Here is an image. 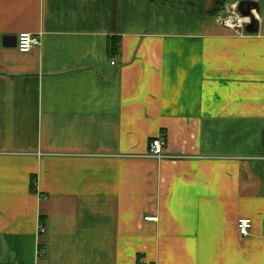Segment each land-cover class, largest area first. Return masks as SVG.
Wrapping results in <instances>:
<instances>
[{
	"label": "crops",
	"instance_id": "crops-1",
	"mask_svg": "<svg viewBox=\"0 0 264 264\" xmlns=\"http://www.w3.org/2000/svg\"><path fill=\"white\" fill-rule=\"evenodd\" d=\"M214 2L0 0V264H264V0Z\"/></svg>",
	"mask_w": 264,
	"mask_h": 264
},
{
	"label": "built area",
	"instance_id": "built-area-1",
	"mask_svg": "<svg viewBox=\"0 0 264 264\" xmlns=\"http://www.w3.org/2000/svg\"><path fill=\"white\" fill-rule=\"evenodd\" d=\"M222 24L232 29L235 34L243 35L245 32V27L251 23V18L242 17L235 12L230 13L227 17L221 20ZM41 44V40L38 36L32 34H21L18 39V50L21 53H29L35 49H37ZM115 64L114 62L112 63ZM167 147L166 139L161 136L159 138L154 139L149 146V154L152 158L162 159L165 156V151ZM253 223L249 219L240 220L238 222V230L239 233L243 237H247L250 235V231L252 229ZM40 234L45 233V226L40 223L39 224Z\"/></svg>",
	"mask_w": 264,
	"mask_h": 264
},
{
	"label": "water",
	"instance_id": "water-1",
	"mask_svg": "<svg viewBox=\"0 0 264 264\" xmlns=\"http://www.w3.org/2000/svg\"><path fill=\"white\" fill-rule=\"evenodd\" d=\"M254 10L259 12V4L254 1H242L236 7L238 15L251 18V23L245 27L246 32L249 34L257 33L259 30V23L255 18Z\"/></svg>",
	"mask_w": 264,
	"mask_h": 264
},
{
	"label": "trees",
	"instance_id": "trees-1",
	"mask_svg": "<svg viewBox=\"0 0 264 264\" xmlns=\"http://www.w3.org/2000/svg\"><path fill=\"white\" fill-rule=\"evenodd\" d=\"M228 0H215L213 9L210 12L211 16H218L221 13L224 12L225 6L227 4ZM120 42V41H119ZM118 41L113 45V47L110 48V56L115 57L118 54V46L117 44L119 43Z\"/></svg>",
	"mask_w": 264,
	"mask_h": 264
}]
</instances>
